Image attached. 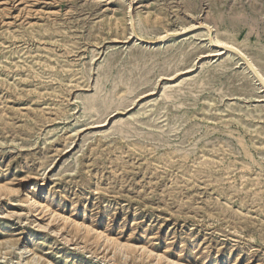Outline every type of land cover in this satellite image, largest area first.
<instances>
[{
    "label": "rangeland",
    "instance_id": "374dc122",
    "mask_svg": "<svg viewBox=\"0 0 264 264\" xmlns=\"http://www.w3.org/2000/svg\"><path fill=\"white\" fill-rule=\"evenodd\" d=\"M217 40L264 75V0H0V264H264V89Z\"/></svg>",
    "mask_w": 264,
    "mask_h": 264
},
{
    "label": "bare ground",
    "instance_id": "6f19581e",
    "mask_svg": "<svg viewBox=\"0 0 264 264\" xmlns=\"http://www.w3.org/2000/svg\"><path fill=\"white\" fill-rule=\"evenodd\" d=\"M162 39H164V37L162 38ZM160 40H161V38H160ZM212 42V41H211ZM213 43V42H212ZM213 44H215V43H213ZM216 44H217V46L219 47H223V49H226V50H229V51H233V52H235L236 54H238L244 61H245V63H247L246 65H248V67H249V69H250V71L252 72V74L254 75V77L257 79V81L259 82V84H260V86H261V88L262 89H264V75L259 71V69L257 68V66L253 63V62H251L249 59H247L246 58V56L236 47V46H234V45H232V44H229V43H224V42H222V41H220V40H217L216 41ZM13 193V192H12ZM27 196V195H26ZM32 197V196H31ZM25 198H27V197H25ZM29 199V200H28ZM28 199H26V203L28 204V208L30 209V210H32L33 212H40V213H45V212H47L48 211V209H47V206H44L42 203L40 204L39 203V201H36L35 200V198L34 199H32V198H28ZM49 208V207H48ZM51 209V208H50ZM30 210H28V211H30ZM33 212H31V213H33ZM49 212V213H48ZM47 213V215L49 216L48 218H50L51 220H57L58 222H59V220L58 219H60V221H62V223H68V219L67 218H65V217H61V216H59L58 214H56V212H54V211H48ZM30 213V212H29ZM39 215V214H38ZM49 220V219H48ZM51 220H49V221H51ZM49 221H47L48 223H47V225L49 224ZM56 221V222H57ZM72 221V220H71ZM56 222H54V223H56ZM73 222V221H72ZM72 222H71V224H72ZM62 223H60V224H62ZM70 223V222H69ZM68 223V224H69ZM50 224H51V222H50ZM73 224H74V226H76V227H80L81 225H78L77 224V222L75 223V221L73 222ZM38 226V225H37ZM49 226V225H48ZM52 226V225H51ZM69 226H70V224H69ZM68 226V227H69ZM41 227V226H40ZM46 227V226H45ZM45 227H42V228H44V230H45ZM42 228H40V229H42ZM81 228H83V227H81ZM47 229V228H46ZM86 231H88V232H90V230H88L87 228H86ZM54 232V231H53ZM58 234H60V232H58ZM94 236H95V239H102V243H103V245H105V246H107V245H109V247H110V245L112 246V250H114V245H115V239L113 240V239H111V238H109V237H107V236H104L102 233H100V232H93L92 233ZM54 235L56 236V233H54ZM53 235V236H54ZM61 235V234H60ZM65 236L63 235L62 236V238H64ZM66 239H67V237H65ZM59 239V238H58ZM65 239V240H66ZM68 240V239H67ZM64 242V241H63ZM67 242V241H66ZM66 242H64V243H66ZM91 242V241H90ZM100 242V241H99ZM98 242V243H99ZM99 243V244H102V243ZM121 246V244H117V242H116V245H115V249H116V251H118L119 249H121L122 250V248H123V246H122V248L119 247ZM98 247V246H97ZM101 247H102V245H101ZM116 247H118V250H117V248ZM127 247V246H126ZM99 248V247H98ZM103 249H104V247H102ZM132 248H134V247H132ZM101 249V248H100ZM106 249V248H105ZM135 249L138 251V253L141 251V253H145V255H149V257L151 256L149 253V251L147 250V248L145 247V246H141V247H135ZM23 250H25V249H23ZM115 251V250H114ZM24 252V251H23ZM26 252H29V250L28 251H26ZM107 252V251H106ZM119 252V251H118ZM114 253V252H113ZM116 253V252H115ZM121 253V252H120ZM138 253H137V255H138ZM26 254V253H25ZM24 254V255H25ZM29 255H32V254H30L29 253ZM35 255V254H34ZM112 255V254H111ZM136 255V254H135ZM144 255V256H145ZM96 256V255H95ZM139 257V256H138ZM159 257H161L160 255L159 256H157L156 258H158L159 259ZM137 258V257H136ZM145 258H147V256H145ZM144 258V259H145ZM31 259H33V258H31ZM35 259V258H34ZM106 259V258H105ZM143 259V258H142ZM36 260V259H35ZM137 260V259H136ZM140 261V260H139ZM153 261V260H152ZM155 261H156V259H155ZM35 262V261H34ZM158 262V261H157ZM157 262H155V263H157ZM152 263V262H151ZM153 263H154V261H153ZM154 263V264H155ZM160 263V262H159ZM162 263V262H161ZM164 264H174L173 262H170V261H168V260H165V263Z\"/></svg>",
    "mask_w": 264,
    "mask_h": 264
}]
</instances>
